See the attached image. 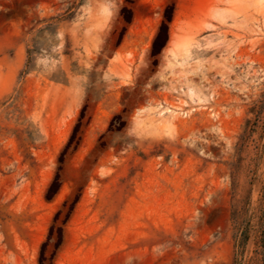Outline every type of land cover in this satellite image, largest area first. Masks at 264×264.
Returning a JSON list of instances; mask_svg holds the SVG:
<instances>
[{
    "label": "rangeland",
    "instance_id": "374dc122",
    "mask_svg": "<svg viewBox=\"0 0 264 264\" xmlns=\"http://www.w3.org/2000/svg\"><path fill=\"white\" fill-rule=\"evenodd\" d=\"M169 1L0 0V264H264V0Z\"/></svg>",
    "mask_w": 264,
    "mask_h": 264
},
{
    "label": "trees",
    "instance_id": "16d2710c",
    "mask_svg": "<svg viewBox=\"0 0 264 264\" xmlns=\"http://www.w3.org/2000/svg\"><path fill=\"white\" fill-rule=\"evenodd\" d=\"M128 1L130 2L132 0H128ZM173 9H174V0H170L164 9V17L167 19V21H170ZM164 28H166V23L163 20L161 25H160V29H159L157 37H159V35L161 34L162 31H164ZM61 239H62V230H61V228H59L58 236H57V239L55 242V247H58V245L61 242ZM45 242H47V241H45ZM45 242L43 244H45Z\"/></svg>",
    "mask_w": 264,
    "mask_h": 264
}]
</instances>
